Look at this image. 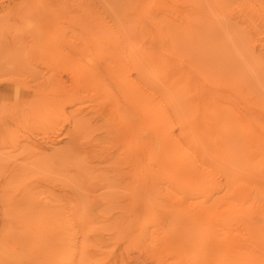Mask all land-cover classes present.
<instances>
[{"label":"rangeland","instance_id":"1","mask_svg":"<svg viewBox=\"0 0 264 264\" xmlns=\"http://www.w3.org/2000/svg\"><path fill=\"white\" fill-rule=\"evenodd\" d=\"M243 128L264 135V0H0V264H264Z\"/></svg>","mask_w":264,"mask_h":264},{"label":"bare ground","instance_id":"2","mask_svg":"<svg viewBox=\"0 0 264 264\" xmlns=\"http://www.w3.org/2000/svg\"><path fill=\"white\" fill-rule=\"evenodd\" d=\"M123 56V55H122ZM118 57V56H117ZM112 57V59H111V63H112V66H108L107 65V67H108V69H107V71H108V73L109 74H114V75H116L117 77H118V79H119V82H120V87H122V91L124 92L122 95L124 96V99H125V101L127 102V103H129L130 105H132L133 107L134 106H137V107H140V106H142L144 109H146L145 111H144V116H147L146 115V113H149V111H150V113H151V110H154L155 111V109H154V107H153V103H152V100H151V98H150V95L149 94H142L141 93V90H140V88H139V86H138V83L134 80V79H131L128 75H127V72L126 71H128V69H125V67H127L126 66V60H125V62H124V60L123 59H121L122 57ZM110 60V59H109ZM134 60V59H133ZM109 65H111V64H109ZM179 79H180V76L178 77ZM183 79V78H182ZM185 79H186V77H185ZM184 79V80H185ZM184 80H182V81H184ZM174 81H177V80H174ZM181 81V82H182ZM178 82V81H177ZM185 82L186 81H184V83H183V85L185 84ZM180 83V82H179ZM174 84V83H173ZM181 86H182V84H181ZM186 88V90H187V88H190V89H192L191 90V92H193L194 91V86H192V85H188V87L186 86V85H184ZM190 86H192L193 88H191ZM206 91H209V89L208 90H206ZM212 91V90H211ZM210 91V92H211ZM187 92V91H186ZM188 92H190V91H188ZM196 93V92H195ZM209 93V92H208ZM215 95H216V93H214ZM196 97V96H195ZM203 97V96H202ZM208 97V96H207ZM192 98V97H191ZM216 98V97H215ZM193 99V98H192ZM204 99V98H203ZM223 99V98H222ZM201 100H202V98H201ZM205 100V99H204ZM203 100V101H204ZM209 100V98L207 99V101ZM211 100H213V103H215L216 101H215V99L214 98H212V95H210V100H209V102H212ZM224 100V99H223ZM222 100V101H223ZM226 100L227 101H229V99H225V102H226ZM219 101H221V100H219ZM205 102V101H204ZM204 102H202V105L201 106H205L206 105V103H204ZM229 102H231V101H229ZM229 102H227L228 104H230L229 106H228V104H225L224 103V101L222 102V106H221V103L220 104H218L219 102H217V103H215V105L216 106H213V108H214V110L216 109V114L217 115H219L220 117H222V118H226L225 120H227V117H228V119H236L238 122H240V120H241V116L236 112V108H234V106H233V104H231V103H229ZM207 104H209V103H207ZM226 106H225V105ZM224 105V106H223ZM232 105V106H231ZM193 108V107H192ZM117 109H120V110H122V111H124L125 112V114H127L129 117H130V115H132L133 113H134V110H130L129 111V108H122L119 104L117 105ZM197 110V109H196ZM192 111V110H191ZM194 111H195V109H194ZM196 112V111H195ZM239 115V116H238ZM242 115V114H241ZM152 116H153V120H156L157 119V121H159L160 120V117H159V114L158 113H154V114H152ZM233 116V117H232ZM238 116V117H237ZM243 116H245V115H243ZM202 117H204V120H202L201 119V121H199V122H194V123H192V128H193V130H196L197 129V126L200 124L201 126L203 125V124H207V116L205 115V114H203V116ZM230 117V118H229ZM131 118V117H130ZM238 118H240V120L238 119ZM204 121V122H203ZM181 124H182V127L181 128H186V126H187V124L186 123H184L183 121H181ZM213 124V123H212ZM221 124H222V122H221ZM242 127H243V125H242ZM245 127H247V126H245ZM249 128V127H248ZM247 128V129H248ZM243 130L244 131H242L241 133H243V136L245 137L244 139H245V142H246V147H247V159H248V161H250L251 162V160H253L254 159V157L256 156L255 155V149L257 150V149H259L260 151V155L261 154H264V137H261V135H260V133H258V131H246L244 128H243ZM249 130V129H248ZM204 134V133H203ZM158 135H160V136H158ZM262 136H264V135H262ZM157 137H160V138H162V137H165V142H166V144H167V148H169V149H171V145H172V147L174 148V151H173V155H171V157L170 158H172V162L171 163H176V164H179V167H181V165L183 164V166H184V163H185V168L187 169V170H189V172L190 173H192V174H196V172H197V170H196V167L198 166V164H193L191 161H190V159H189V154L185 151V149H183L179 144H177L171 137L172 136H170L165 130H162V129H159L158 128V131L155 129L154 131H153V137H152V139H151V141L154 139V138H157ZM147 138H151V136L149 135ZM146 138V139H147ZM150 141V142H151ZM257 152V151H256ZM151 154L152 155H157V152H156V145H154V144H152V142H151ZM239 153H233V157H232V155H231V157L232 158H236L237 157V155H238ZM179 158V159H178ZM231 158V159H232ZM177 159V160H176ZM251 159V160H250ZM234 161V160H233ZM254 161V160H253ZM137 161H136V159H134V160H132L131 161V163H132V165L135 167L136 165H137V163H136ZM262 162H264V157H262ZM249 163V162H248ZM173 166L172 167H176V169H177V166H175L174 164H172ZM184 167H182V168H184ZM173 168V169H174ZM198 168V170H199V167H197ZM179 169V168H178ZM201 171V170H200ZM202 172V171H201ZM200 174V173H199ZM202 174H205V173H201V175ZM198 175V174H197ZM133 177H134V175H133ZM35 192V191H34ZM20 194V193H19ZM32 196H33V194H31ZM26 196V195H25ZM250 198L251 197V193H250V191L249 192H247V198ZM17 198H18V196H17ZM28 200V199H27ZM17 201V200H16ZM13 202V201H12ZM35 202H36V200H35ZM28 205H29V203H28ZM35 206V205H34ZM9 208H10V206H9ZM8 208V209H9ZM16 208H17V206H16ZM40 208V207H39ZM7 209V208H6ZM24 209V208H23ZM12 210V209H11ZM15 210V209H14ZM46 210V209H45ZM22 211V210H21ZM33 211V210H32ZM13 212H15V211H13ZM30 212H31V210H30ZM4 213V212H3ZM22 214V213H21ZM16 215V214H15ZM46 242V241H45ZM50 242V241H49ZM45 246V245H44ZM56 248V247H55ZM22 259V258H21ZM15 261H16V259H15ZM14 261V262H15ZM18 261V260H17ZM30 262V261H29Z\"/></svg>","mask_w":264,"mask_h":264}]
</instances>
